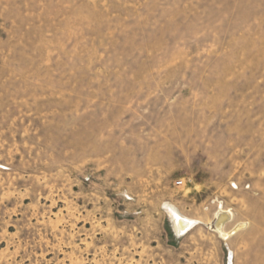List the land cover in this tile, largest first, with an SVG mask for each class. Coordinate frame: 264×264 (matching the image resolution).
<instances>
[{
    "label": "rangeland",
    "instance_id": "1",
    "mask_svg": "<svg viewBox=\"0 0 264 264\" xmlns=\"http://www.w3.org/2000/svg\"><path fill=\"white\" fill-rule=\"evenodd\" d=\"M232 251L264 264V0H0V264Z\"/></svg>",
    "mask_w": 264,
    "mask_h": 264
},
{
    "label": "bare ground",
    "instance_id": "2",
    "mask_svg": "<svg viewBox=\"0 0 264 264\" xmlns=\"http://www.w3.org/2000/svg\"><path fill=\"white\" fill-rule=\"evenodd\" d=\"M173 209V208H172ZM172 218L174 222L175 230L181 234L185 235L189 230H191L194 226L197 225V221L193 218H189L180 214L177 210L173 209ZM231 220V213L227 210H223L222 208L216 214V222L214 223L215 230L220 234V236L224 239H228L232 232H227L225 230V225L227 222ZM246 223H241L238 228H245ZM234 232V231H233ZM233 255V259L235 258L234 251L231 252Z\"/></svg>",
    "mask_w": 264,
    "mask_h": 264
},
{
    "label": "built area",
    "instance_id": "3",
    "mask_svg": "<svg viewBox=\"0 0 264 264\" xmlns=\"http://www.w3.org/2000/svg\"><path fill=\"white\" fill-rule=\"evenodd\" d=\"M233 263H234L233 255L231 252H229L227 257V264H233Z\"/></svg>",
    "mask_w": 264,
    "mask_h": 264
}]
</instances>
